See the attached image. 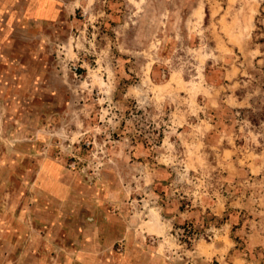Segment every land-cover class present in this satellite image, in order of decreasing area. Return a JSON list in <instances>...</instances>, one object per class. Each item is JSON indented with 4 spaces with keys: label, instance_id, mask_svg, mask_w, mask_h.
<instances>
[{
    "label": "rangeland",
    "instance_id": "rangeland-1",
    "mask_svg": "<svg viewBox=\"0 0 264 264\" xmlns=\"http://www.w3.org/2000/svg\"><path fill=\"white\" fill-rule=\"evenodd\" d=\"M0 264H264V0H0Z\"/></svg>",
    "mask_w": 264,
    "mask_h": 264
}]
</instances>
